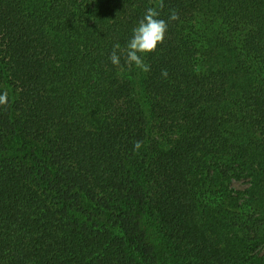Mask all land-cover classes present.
<instances>
[{"label": "trees", "instance_id": "1", "mask_svg": "<svg viewBox=\"0 0 264 264\" xmlns=\"http://www.w3.org/2000/svg\"><path fill=\"white\" fill-rule=\"evenodd\" d=\"M154 3L0 0V264H264V0Z\"/></svg>", "mask_w": 264, "mask_h": 264}, {"label": "clouds", "instance_id": "2", "mask_svg": "<svg viewBox=\"0 0 264 264\" xmlns=\"http://www.w3.org/2000/svg\"><path fill=\"white\" fill-rule=\"evenodd\" d=\"M163 7V0H155L154 5L146 9L143 18L133 28L132 36L125 48L121 49L119 43L113 45L109 59L114 66L120 67L121 56H123L125 64L129 68L134 65L141 72H150L151 66L145 62L144 57L157 50L158 46L165 40L169 23L179 19V14L175 9L170 10L167 21L161 19ZM161 76L167 78L166 69L161 71ZM8 103V92L5 90L0 93V107H7ZM141 147L142 142L134 143V150H139Z\"/></svg>", "mask_w": 264, "mask_h": 264}]
</instances>
